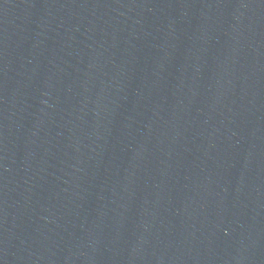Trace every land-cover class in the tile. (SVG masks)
<instances>
[{
    "label": "water",
    "instance_id": "1",
    "mask_svg": "<svg viewBox=\"0 0 264 264\" xmlns=\"http://www.w3.org/2000/svg\"><path fill=\"white\" fill-rule=\"evenodd\" d=\"M0 264H264V0H0Z\"/></svg>",
    "mask_w": 264,
    "mask_h": 264
}]
</instances>
